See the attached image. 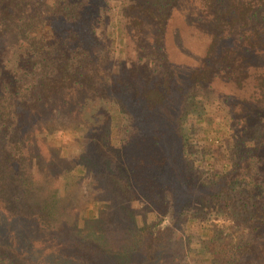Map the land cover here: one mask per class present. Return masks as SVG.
Listing matches in <instances>:
<instances>
[{"label":"trees","instance_id":"obj_1","mask_svg":"<svg viewBox=\"0 0 264 264\" xmlns=\"http://www.w3.org/2000/svg\"><path fill=\"white\" fill-rule=\"evenodd\" d=\"M179 1L169 0L163 8L158 3H130L120 11L121 39H130L136 52L131 59L125 51L129 75L123 81L112 55L102 49L105 35L101 38L95 27L106 11L100 0H0V44L15 41L23 53L29 50L27 59L21 58L19 65L26 73L29 69L35 80L38 78L24 96L15 92L21 86L9 87L11 102L21 119L24 112L43 104L54 106L62 92H74L76 87L81 94L119 102L138 120L142 136L162 147L157 158L149 157L153 180L140 185L144 186L145 198L161 214L160 221L128 226L126 244L110 240L102 246L94 239L93 231V235L88 232L86 240L70 238L62 225L50 233L54 217L19 197L25 162L20 143L0 149V264H178L168 253L173 233L160 225L164 216L176 225L194 205L199 211L213 205L226 215L235 214L233 219L238 218L250 229L245 241L229 248L220 243V235L204 232L198 235L202 239L197 254L208 259L212 254L224 258L231 255L229 264H264V185L259 176L264 172V144L254 129V121L264 116V65L256 66L254 62L264 59V33L251 24L252 14L264 7V0H197L203 19L190 37L200 46L205 44L201 64L187 78L175 80L173 86L168 77L161 76L163 73L154 78L147 64L140 71L137 61L148 35L160 44L166 43L174 21L173 8ZM164 57L166 60L167 51ZM221 71L239 94L251 79L250 95L239 97L232 112L240 117L237 131L241 156L234 163L227 162L224 173L196 186L187 177L184 165V103L195 91L211 87ZM243 174H253L261 202H239L232 181Z\"/></svg>","mask_w":264,"mask_h":264},{"label":"rangeland","instance_id":"obj_2","mask_svg":"<svg viewBox=\"0 0 264 264\" xmlns=\"http://www.w3.org/2000/svg\"><path fill=\"white\" fill-rule=\"evenodd\" d=\"M168 1L100 0L106 11L95 27L101 38L105 35L102 49L112 55L116 72L123 81L129 75L125 51L131 59L136 52L130 39L124 36L121 39L120 11L130 3H158L163 8ZM196 4L197 0H180L173 8L174 21L169 28L166 49L156 37L147 36L137 61L140 71L147 64L154 78L163 73L161 76L168 77L174 86L175 80L187 78L201 64L205 44L200 46L190 37L203 19ZM251 24L264 33V7L252 14ZM23 51L15 46V41L0 44V149L20 143L25 161L18 184L20 199L54 217L50 233L62 225L70 238L86 240L90 232L99 246L110 240L126 244L128 226L141 222L153 225L162 217L145 198L144 186H140L153 180L149 157L157 158L162 148L160 143L150 137L145 139L138 120L127 114L119 102L81 94L76 87L74 92H62L54 106L43 104L24 112L21 119L11 102L9 87L21 86L15 92L24 96L38 81L29 69L26 73L19 65L21 58L28 56L29 50ZM164 51H167L166 60ZM254 62L256 66L264 65L261 57ZM226 77L223 71L218 72L211 87L195 91L184 103L186 109L181 118L187 147L184 165L187 177L196 186L224 173L227 162L234 163L241 156L237 131L240 117H234L233 105L239 97L250 95L251 79L239 94L235 84ZM259 117L254 121V129L264 144V116ZM259 176L264 185V172H259ZM232 183L242 204L262 201L253 174L234 177ZM199 209L197 205L187 209L176 225L169 216L163 217L160 227H168L173 233L168 253L178 264H210L209 259L214 264L224 261L229 264L231 255L224 258L212 254L208 259L197 254L202 239L198 235L215 232L220 235V243L229 248L237 241H245L250 229L238 218L233 219L235 214L226 215L213 205Z\"/></svg>","mask_w":264,"mask_h":264}]
</instances>
